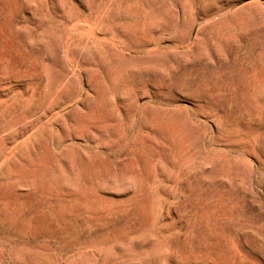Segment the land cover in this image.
<instances>
[{"label":"rangeland","instance_id":"1","mask_svg":"<svg viewBox=\"0 0 264 264\" xmlns=\"http://www.w3.org/2000/svg\"><path fill=\"white\" fill-rule=\"evenodd\" d=\"M0 264H264V0H0Z\"/></svg>","mask_w":264,"mask_h":264}]
</instances>
